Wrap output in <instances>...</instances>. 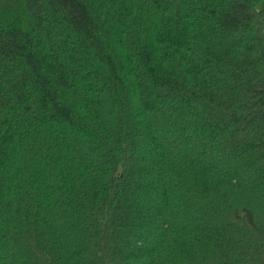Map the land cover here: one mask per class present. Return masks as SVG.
I'll return each mask as SVG.
<instances>
[{"label":"trees","instance_id":"16d2710c","mask_svg":"<svg viewBox=\"0 0 264 264\" xmlns=\"http://www.w3.org/2000/svg\"><path fill=\"white\" fill-rule=\"evenodd\" d=\"M132 257L264 264V0H0V264Z\"/></svg>","mask_w":264,"mask_h":264},{"label":"rangeland","instance_id":"374dc122","mask_svg":"<svg viewBox=\"0 0 264 264\" xmlns=\"http://www.w3.org/2000/svg\"><path fill=\"white\" fill-rule=\"evenodd\" d=\"M146 148L143 146V145H141L140 144V146H139V153H142V152H144V151H146L145 150ZM246 155V154H245ZM242 156V153H241V155H238L237 156V158H233V159H231V158H227V159H225L224 160V162L222 163L223 164V166H224V168L226 169V167L228 166V167H230V166H234L233 164L235 163V162H237L238 161V159L240 158ZM256 167V166H255ZM148 168H150V167H148ZM150 169H152V167L150 168ZM224 170V169H223ZM140 172V171H139ZM245 180V179H244ZM151 199L152 200H148V202H147V205L150 207H152L153 209L155 208L156 209V206H157V203H158V199L155 197V196H152L151 195ZM138 210V209H137ZM142 224H140V226H141ZM128 230L129 231H133L132 233H133V235H136L137 233H136V229H135V227L134 226H132V227H130V228H128ZM153 231H155L154 229H153ZM2 247V246H1ZM137 261H139L138 259L136 260V258H129V262L128 263H132V264H134L135 262H137Z\"/></svg>","mask_w":264,"mask_h":264}]
</instances>
